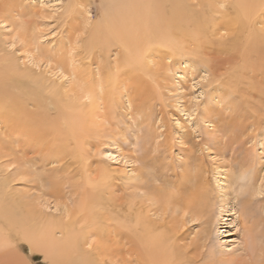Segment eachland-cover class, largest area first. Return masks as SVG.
<instances>
[{
  "label": "rangeland",
  "instance_id": "obj_1",
  "mask_svg": "<svg viewBox=\"0 0 264 264\" xmlns=\"http://www.w3.org/2000/svg\"><path fill=\"white\" fill-rule=\"evenodd\" d=\"M70 1L0 0V55L36 74L37 78L25 75L26 83L39 79L47 89L76 87L80 93L71 67L79 66L85 56L82 41L98 5L96 0H73L77 6L69 10ZM221 33L225 34L212 37L217 48L213 43L214 47H203L202 55L214 67L189 53L166 58L165 48L159 47L145 72L122 68L115 73V103L98 100L96 130L80 134L81 160L73 153L71 139L57 144L51 133L38 134L31 126L0 120V179L7 177L9 192L34 212L70 219L78 213L79 201L95 189L92 184H97L104 203L108 202L103 211L110 219L108 232L100 236L94 230L90 241L107 244L101 254L107 263L140 262L143 254L128 219L147 212L151 222L163 224L158 230L165 229L166 222L174 232L171 264H264V94L257 96L246 78L226 92L224 82L239 63L231 58L236 49L231 53L230 45L219 44L228 39ZM116 51L112 48L105 59L112 63ZM93 53L89 57L96 72L102 58L96 50ZM44 107L47 116L55 114L52 105ZM27 108L37 110L31 103ZM179 182L188 186L175 193L180 202L166 207L156 202L152 187L165 190ZM196 189L204 195L203 213L182 212L183 200ZM250 234L255 246L249 243ZM0 250V264H49L25 241Z\"/></svg>",
  "mask_w": 264,
  "mask_h": 264
},
{
  "label": "bare ground",
  "instance_id": "obj_2",
  "mask_svg": "<svg viewBox=\"0 0 264 264\" xmlns=\"http://www.w3.org/2000/svg\"><path fill=\"white\" fill-rule=\"evenodd\" d=\"M71 1L73 2V0ZM71 1L69 10L74 9L76 5ZM96 3L98 5L96 19L89 22V18L86 17L88 26L84 25L87 29V36L82 41L84 50H86L85 56L78 59L79 66H73L74 60L70 62L72 64L71 71L77 78L80 93H77L76 87H74L76 90L73 87L66 90L64 87L66 91H61V88L60 90L47 89L44 86L45 82L43 83L39 79H30L36 74L32 76L26 73V70L20 69L12 58L0 55V120L2 122H10L18 127L23 124L31 126L38 134L51 133L59 141L57 144L71 139L74 142L75 151L73 153H77L78 159L80 157L79 145L82 139L80 134L96 128L94 117L97 114L96 110H99L96 109L99 104L98 100H106L108 105L115 103V97H113L116 91L114 88L115 73H119L122 68L130 72L136 69L145 72L148 60L150 62L151 56L159 50V47L165 48V55L168 56L166 58L173 57L175 54V56L179 54L182 56L181 53H189L187 55L196 57L197 60L208 65L207 59L204 58L206 53L203 47L208 44L211 46L213 42H216L212 40V37L221 31L225 32V34L221 33L222 37L226 36L228 39L219 42V44L226 47L230 45L229 52L231 51V53L232 49H236L231 58L235 60L234 62L239 63L234 67L235 70L232 67L233 71L228 74L227 81L223 79L226 81L224 82L226 92L241 79L244 78L245 82L246 78L247 87L254 89L256 87L257 96L264 94V0H96ZM9 5L11 4L9 3ZM213 45L215 46V43ZM215 47L217 48V46ZM112 48L117 51L113 61L110 60L111 63L105 58ZM213 49L215 50V48ZM93 50H96L97 56L102 58L97 64L96 72L91 68L92 59L89 57ZM221 51V49L218 50V53H221L222 57L223 51ZM212 55L214 56V54ZM60 64H63L62 61ZM67 65L63 64L64 67ZM25 75L30 76V84L24 80L27 77ZM220 76L218 78H221ZM53 86L55 85L53 84ZM99 90L102 95H99ZM226 94L224 93V95ZM248 96L244 97L243 95L247 105L250 104L247 100ZM83 99L85 100L83 101ZM28 103L34 104L37 110H29ZM46 104L52 105L55 109L53 116L44 114L43 110ZM256 108H253V111H257ZM1 174L3 175V173ZM103 176L106 177V174ZM6 178L0 179L1 249L12 247L18 241H25L30 250L42 252L49 260V264H115V262H111L112 260L107 263L101 255L102 249L106 250L107 244L103 245L101 240L99 243L90 241L94 230L100 236L107 231V223L110 219L103 211L104 205L106 206L108 202L104 203L97 184H92L95 189H91L92 191L79 201L78 213L70 220L42 214L44 212L41 210V212H34L27 208L28 205L26 206L25 202L22 203L17 195L9 192L7 187L10 183L6 181ZM105 180L106 178H104ZM104 181L102 180L101 183L105 184ZM183 187L186 189L188 186L179 182L165 187V190L152 187L151 191L155 193L156 202L166 207L168 204L179 201L175 193L178 195ZM192 194L191 197H186V201L183 200L182 212L189 209V211L203 213L205 202L202 190L196 189L195 193L192 191ZM180 199H182L181 196ZM27 202L29 203V200ZM70 208L73 210V207ZM146 213L138 212L135 213L133 219H128L129 230L133 232L141 250L140 253L143 254L140 262L136 264H171L172 248L170 243L174 232L166 226V222H164L165 229L158 230L159 227H163L161 221L151 222L150 216ZM125 214L131 215L130 212ZM67 216L69 215L65 217ZM99 239L101 238L99 237ZM249 240V243L255 246V236H249Z\"/></svg>",
  "mask_w": 264,
  "mask_h": 264
},
{
  "label": "snow or ice",
  "instance_id": "obj_3",
  "mask_svg": "<svg viewBox=\"0 0 264 264\" xmlns=\"http://www.w3.org/2000/svg\"><path fill=\"white\" fill-rule=\"evenodd\" d=\"M110 159L112 158V157H109Z\"/></svg>",
  "mask_w": 264,
  "mask_h": 264
}]
</instances>
